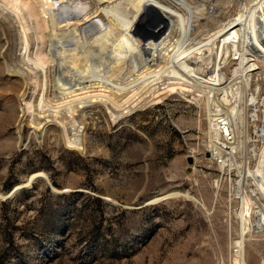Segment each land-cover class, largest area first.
I'll list each match as a JSON object with an SVG mask.
<instances>
[{"label": "rangeland", "instance_id": "374dc122", "mask_svg": "<svg viewBox=\"0 0 264 264\" xmlns=\"http://www.w3.org/2000/svg\"><path fill=\"white\" fill-rule=\"evenodd\" d=\"M229 1L231 10L203 29L236 17ZM19 56L15 26L0 19V264H233L238 174L206 157L198 106L174 94L114 122L101 104L88 106L75 149L55 123L28 126L22 111L33 86L11 71ZM256 85L262 95L254 73ZM245 246L248 264L264 263V231Z\"/></svg>", "mask_w": 264, "mask_h": 264}, {"label": "bare ground", "instance_id": "6f19581e", "mask_svg": "<svg viewBox=\"0 0 264 264\" xmlns=\"http://www.w3.org/2000/svg\"><path fill=\"white\" fill-rule=\"evenodd\" d=\"M231 3L0 0V19L18 34L11 71L33 86L22 111L28 126L55 123L68 146L82 148L79 114L97 103L113 122L174 94L198 106L208 158L237 170L233 264H248L247 237L264 231V89L252 90L254 73L264 82V0H234L236 17L203 29L201 22L221 18ZM231 56L227 77L222 70Z\"/></svg>", "mask_w": 264, "mask_h": 264}, {"label": "water", "instance_id": "95a60500", "mask_svg": "<svg viewBox=\"0 0 264 264\" xmlns=\"http://www.w3.org/2000/svg\"><path fill=\"white\" fill-rule=\"evenodd\" d=\"M206 157H209V154H207ZM188 162H190V160H189ZM15 193H16V192H15Z\"/></svg>", "mask_w": 264, "mask_h": 264}]
</instances>
